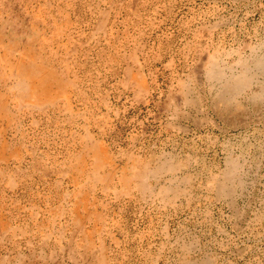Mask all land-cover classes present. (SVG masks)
<instances>
[{
    "label": "rangeland",
    "instance_id": "1",
    "mask_svg": "<svg viewBox=\"0 0 264 264\" xmlns=\"http://www.w3.org/2000/svg\"><path fill=\"white\" fill-rule=\"evenodd\" d=\"M90 1L0 0V264H167L181 234L211 264H264V101L217 110L204 73L264 37V0L101 1L112 29L88 42ZM15 72L39 89L35 108L13 105ZM227 140L249 165L234 201L122 193L134 159L192 156L193 174L221 167ZM85 167L95 180L77 188Z\"/></svg>",
    "mask_w": 264,
    "mask_h": 264
},
{
    "label": "bare ground",
    "instance_id": "2",
    "mask_svg": "<svg viewBox=\"0 0 264 264\" xmlns=\"http://www.w3.org/2000/svg\"><path fill=\"white\" fill-rule=\"evenodd\" d=\"M101 1L108 3L109 5H112L115 2V0H99L98 2L91 0L87 3L89 10L88 13H91L93 16V19L91 20L95 21L94 28L91 30L92 37L89 36V39L87 40L88 42L97 41L102 34H106L112 29L110 27L111 23L109 22V10L107 15H105L107 9L102 8L99 3ZM84 36V31L79 32L78 41L82 42ZM14 51L18 52L19 49L17 50L16 47L14 48ZM2 61L3 58L1 57L0 66L3 64ZM205 66V82L207 84L206 86L210 90V93L213 95V101L212 98L211 101L215 109L218 110L223 108L224 111L232 107L233 109L234 107L235 109H238L239 107L241 108L242 103L239 102L240 98H244L246 101L252 100L255 103L264 101V37L258 39L255 43L249 44L246 51L243 48H232V51L225 50L223 54L218 56H214V54H212L207 60V64ZM16 67L19 68L20 65H17ZM1 69V73L3 74L0 77V82H5L7 81L8 76L5 75L6 71H4V68ZM11 72V75H13L14 72ZM15 74L16 83L12 86L10 85L9 91L7 90L8 93L12 95V101L14 102V104H12L21 108L22 105L27 103L31 108H35V102L37 100L36 93L39 92V89L35 88L36 85L34 86L33 82H30L31 80L29 78L18 77V72H15ZM50 99L53 100L54 97L51 96ZM253 107L256 108V106ZM60 110L61 111L58 112V115L65 120H69L70 116H74L73 112H71L67 106L60 108ZM218 112H220V110ZM76 137L77 135H74V138ZM233 144L234 143L230 140L225 141L223 144V146L225 145V148L228 150V155L221 167L217 165L215 169H211L210 166H206L204 164L203 169H196L193 174L191 172V168L197 159L192 156L181 158L173 153H161L155 154L146 160H138V158L134 159V170L131 178L127 175L130 180L126 181V185L123 186L124 190H122L123 188L120 190H122L123 194H129L132 191V187H134V190L137 191L136 193L142 195V197L140 196L143 198L142 200H144L145 197L150 204L157 207H161L163 204H174L182 198H186L188 203L191 202L195 187L201 188L199 190L200 195L207 197H223L229 202L234 201L235 196L239 191L237 188H241L244 185L245 175L248 170L247 166L249 165L248 159L246 158L247 155L245 156V149L242 148L240 153L234 154V151L232 150ZM92 157L93 160L99 164L101 158V147L99 143H96L95 148H92ZM87 168L88 167H85L79 170L80 179L77 183V188H82L83 183L85 182L91 183L95 180L92 179L95 177V173L92 169L86 172ZM239 211L240 210L237 209L235 211V215L239 213ZM62 228L63 227H61V230ZM48 234L49 233H47V235ZM49 237L50 234L47 238ZM197 239V237L185 239L181 234L177 235L174 241H168L169 250L172 254H176L171 257V259L169 258L170 260L166 261V263L211 264L212 259L208 252L198 258L192 256V253H195L199 249L200 244L198 245L199 242ZM15 259H13L14 262Z\"/></svg>",
    "mask_w": 264,
    "mask_h": 264
}]
</instances>
